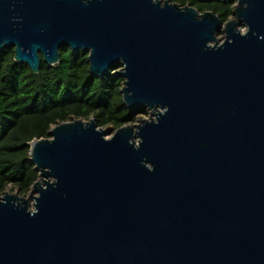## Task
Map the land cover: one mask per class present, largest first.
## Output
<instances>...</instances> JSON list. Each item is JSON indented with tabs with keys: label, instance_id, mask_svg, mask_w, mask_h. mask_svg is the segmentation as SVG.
Segmentation results:
<instances>
[{
	"label": "water",
	"instance_id": "95a60500",
	"mask_svg": "<svg viewBox=\"0 0 264 264\" xmlns=\"http://www.w3.org/2000/svg\"><path fill=\"white\" fill-rule=\"evenodd\" d=\"M234 15L0 0V53L34 74L62 47L96 77L121 64L124 104L155 116L110 137L76 118L31 141L39 178L0 194V264H264V0Z\"/></svg>",
	"mask_w": 264,
	"mask_h": 264
},
{
	"label": "trees",
	"instance_id": "16d2710c",
	"mask_svg": "<svg viewBox=\"0 0 264 264\" xmlns=\"http://www.w3.org/2000/svg\"><path fill=\"white\" fill-rule=\"evenodd\" d=\"M190 4L200 12L213 11L223 22L234 16L237 0H171ZM61 59L48 65L42 59L34 74L17 63L14 47L0 53V194L9 187L27 195L39 178L30 158V142L48 137L50 129L76 118H95L99 127L116 129L134 124L146 109L130 110L123 102V78L114 72L103 77L89 71L88 52L60 49ZM43 58V56H42Z\"/></svg>",
	"mask_w": 264,
	"mask_h": 264
},
{
	"label": "rangeland",
	"instance_id": "374dc122",
	"mask_svg": "<svg viewBox=\"0 0 264 264\" xmlns=\"http://www.w3.org/2000/svg\"><path fill=\"white\" fill-rule=\"evenodd\" d=\"M231 18L236 19L235 15L232 16ZM240 28H241V31H242V32H246V31H247V27H245L244 25H241ZM217 38L220 39V43L223 42L224 39H225V33H224L223 31H220V32L218 33V35H217ZM112 70H113V69H112ZM146 110H147V112L141 114L140 117H139V119H138V121H137L136 123H134V124L139 123L140 120H143V119H151V118H155V116L152 115L151 110H148V109H146ZM134 124H133V125H134ZM106 128L109 129V135H108V137L112 136V135L114 134V132L116 131L115 128H114L113 126H108V127H106ZM8 190H9L10 192H19V191H17V190L12 191V190H11V187H9ZM29 193H30V192H29ZM29 193H28L27 195H25V196L27 197V196L29 195ZM19 194H20V193H19ZM20 195H21V194H20Z\"/></svg>",
	"mask_w": 264,
	"mask_h": 264
}]
</instances>
